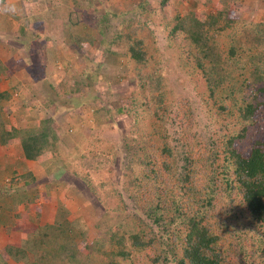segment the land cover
<instances>
[{"label":"trees","instance_id":"obj_1","mask_svg":"<svg viewBox=\"0 0 264 264\" xmlns=\"http://www.w3.org/2000/svg\"><path fill=\"white\" fill-rule=\"evenodd\" d=\"M20 1L27 7L42 0ZM120 2L128 19H120L112 3L110 12H101L100 0H44L60 18L48 31L45 20L33 23L50 42L37 43L51 95L39 107L27 99L36 95L35 78L12 75L33 65L14 66L0 51V147L39 165L57 158L60 184L80 189L103 209L94 225L100 230L96 239L81 218H72L64 195L56 196L51 223L33 228L17 215L22 240L5 246L0 264H264V0H156L152 10L150 0H139L133 10L131 0L126 8ZM65 17L69 22L61 32ZM76 27L81 34H73ZM64 42L76 53L90 47L96 60L117 59L119 69L102 75V82L106 102L131 123L120 160L116 146L89 133L92 123L107 126L99 113L108 121V107L94 110L93 122H83L76 111L63 125L38 117L54 100H75L87 86L57 45ZM166 60L181 69L176 77L188 83L191 99L177 100L169 88ZM132 75L134 86L126 82ZM111 78L127 90L112 92ZM199 109L204 136L184 130L194 118L200 121ZM88 154L93 157L85 164ZM105 170L119 176L118 184ZM30 175L11 179L16 187L23 181L13 205L32 202L36 192L23 188L35 182L27 181ZM8 204L0 206V215L12 212ZM114 215V224L101 225Z\"/></svg>","mask_w":264,"mask_h":264},{"label":"rangeland","instance_id":"obj_2","mask_svg":"<svg viewBox=\"0 0 264 264\" xmlns=\"http://www.w3.org/2000/svg\"><path fill=\"white\" fill-rule=\"evenodd\" d=\"M100 2L102 3V5H98V9L101 12H105L108 11L110 12V5L111 3L114 4L115 6H117V9L120 10V19H128V15L125 16L122 14L121 9L119 8L118 4H119V0H100ZM131 8L132 10L134 9L135 3H138L139 0H131ZM150 4L148 9L152 10L153 9V2L158 5L156 3V0H150ZM120 5L122 6V8H126V3L125 0H121ZM167 5V4H166ZM19 6V5H18ZM16 4V7H18ZM167 8V7H166ZM27 10H29V12H27ZM242 10L241 7H239V12ZM17 12V11H16ZM116 12V11H114ZM8 10H5L3 12V14L0 15V21H2L1 24V28L0 29V49H3L4 51L6 50V60H8L10 64L12 65H16L19 62L22 63V61H26L29 62L31 65H33L30 68V71H28V73H26V75H24L22 72L21 74L17 73L16 79H20V80H26L27 76H33L35 79H33L34 85L37 86L36 88L33 89V87L31 88L33 93L36 92V95H34V97H32L31 99L29 97H27V99H29V101L31 100L32 102V107H39L41 106V102L40 100H46V98H51L50 95V91H49V81L47 79V76L44 75L45 73L43 72L44 69L42 68V61H41V57H40V51H39V47H38V42L42 41L43 43L49 38L48 35L44 33H42L41 30H39V28H37L38 26L33 23H40L41 19L45 20L47 25L45 28L44 27V31H48L50 28L48 27H54V24H57L54 20V18H60V17H55V12H53V14L49 11V9L47 8L46 4L44 3V0L39 1L38 3H28L27 7H26V3H22L21 5L18 7V13L21 14L20 16V20H16L15 25H19L21 27H25V32L23 33V35L20 34H15L16 29H18L19 27H14L13 30L9 29V27H12V25H8L6 23H4V21H7V18L9 17L8 15ZM136 13V12H135ZM17 16V15H16ZM54 16V17H53ZM246 16V14H245ZM244 16V17H245ZM65 19H67L65 17ZM74 19V16H73ZM262 19L264 20V15L262 16ZM261 19V21H263ZM69 22V19H67L65 22L63 21V23L60 26H63L66 24L65 27H60L61 28V32H63L65 30V28L67 27V24ZM7 26V27H6ZM4 27V28H3ZM32 27V28H31ZM81 27V26H79ZM79 27H76L75 30L73 31V34H81L82 31L80 30ZM41 28V25H40ZM4 30V32H2ZM21 31V30H20ZM64 34V33H63ZM62 34V35H63ZM66 36V35H63ZM111 37V36H110ZM53 39V38H52ZM31 40V42H30ZM56 42H59L57 40H55ZM66 41V38L65 40ZM30 42V43H29ZM49 44V45H48ZM59 45V47L66 52L68 55H70L71 59H70V63L71 66H73V68H75L77 70V73H81L84 76L85 79V84L87 85L85 88L83 87V91L81 90L82 94L79 96H76L75 100H68V101H62V100H54L53 104H50L47 106V108H45L41 113H39L38 117L39 118H49L51 117L54 121H56L59 125H63L64 122H68L71 121L69 120V116L68 113L70 112H79L81 113V118L82 121L84 122L85 120L87 122H93V118H92V113L94 110H96L97 108H102L104 107L106 109V107H108V114L111 117V119H109L108 121H106V117H105V113L102 111L99 113V121L102 124H107L106 127L103 128H96L92 123V127L89 129V133L95 135L97 138L99 139H107L108 140V144L110 145V143H112L114 146H116L117 149H115L116 154L118 155V160H120V158H123L124 153H126L125 149L122 148V138L124 137V135L127 133L128 127H131V123H130V119L125 120L121 115H118L115 112V109L110 106V104L107 101V97L104 95L105 92L108 93L107 88L105 89L106 91H103V80H105V77H103L102 75H111V72L115 69H119V65L118 63L115 64V62L117 61L115 56H107L106 55L102 56V58H99L100 60H96L95 58H93L92 56H90L91 53V48H82L80 49L77 53L75 51H72L71 49L68 51L66 43H60L57 44ZM46 46H50V42L46 41ZM98 47V45H97ZM12 51V52H10ZM95 57V55H93ZM105 57V58H104ZM166 57V55H165ZM108 59V60H107ZM165 60V59H164ZM122 61V60H121ZM96 62H98V65H96ZM23 64V63H22ZM168 64V65H167ZM164 66L166 65L167 67H169L170 69H172V72H168L165 73L164 75H166L167 77V82L169 84V88L173 90L174 95L177 97V100L183 101V98H189L191 99L190 96V89L188 87V83L183 84L181 80H177L176 75H183L181 73V69L179 67H177L175 65V63L171 60H166L163 64ZM114 70V72H116ZM165 71V70H164ZM58 74H60V70H57V74L54 75V78L57 79ZM57 76V77H56ZM165 77V76H164ZM24 78V79H23ZM52 78V77H51ZM112 81H110V86H111V90L114 93H123L124 91L127 90V84L123 83V82H119L118 79L114 80L113 78H111ZM126 82L131 85L134 86V82H133V75L132 77L128 78L126 80ZM45 89L48 90L45 93L50 95V97H45L40 94L39 90L37 89ZM44 92V91H43ZM22 101H25L22 99ZM17 102H15L16 104ZM109 105H106V104ZM31 104V103H30ZM30 109V105H28V108ZM29 114V112H27ZM197 116L199 117V120H196L194 118V121L192 123V125L184 130H187L189 133L191 134H197V135H203L204 133L202 132V127H203V123H204V110L203 109H199L196 111ZM74 116V115H73ZM91 116V118H90ZM23 118V117H22ZM15 120V119H13ZM24 121V120H22ZM170 133L173 132V128L169 129ZM110 148V147H109ZM108 149V148H107ZM105 147H104V151L106 152ZM106 157H108V154L105 155ZM93 156H90L88 154L87 159L85 160V164L86 162H90L91 158ZM100 158H95L94 160H92V162L94 163H98V161H100ZM91 162V163H92ZM40 165L49 167L50 169H52V171H48L49 168L47 169V177L49 178L50 182H54L58 188L57 189H50V193L48 196H65L66 202H68L70 208H68L71 212H72V218H81V220L83 222H85L88 226H89V237L90 239H96V237L99 235L100 230L96 227H94L95 223L100 220V216H101V211H103V209L101 208V206L94 201L93 199L89 198V200H85L84 196L82 195V191H80V189H71L69 185H66L65 187H63V189L65 191H63L62 187L59 188V186H63L60 183H62V180L57 177V167L60 166V164L58 163V159L57 158H51V160H44L43 163H40ZM121 166V165H120ZM116 168V171L118 173L119 170V164L115 163L113 168ZM119 174V173H118ZM104 175H106L107 179H113L115 182H119V176L116 175H112L108 170L104 171ZM67 176L64 175V179L65 181H67ZM60 179V180H59ZM47 181V180H46ZM68 182V181H67ZM47 189V187H46ZM35 192H38V189H36ZM67 192H74L73 196L68 197ZM67 194V195H66ZM2 201H0V206L7 201L8 196H1ZM34 201V199L32 200ZM35 202V201H34ZM128 202V201H127ZM36 203V202H35ZM51 212L53 215V211L56 208V204L54 201H51ZM129 207V206H128ZM6 208V207H5ZM130 209V207H129ZM36 213H39L38 211H35ZM47 213H44L41 217H38L39 220H36L34 223H32L33 228L36 227L37 225L39 226V221L41 220L43 222V220L48 221V219H52V216L48 217L46 216ZM116 216H109L107 220H102L101 225L104 227L105 225H110V224H114L116 221ZM118 217V216H117ZM4 235H6L4 233ZM22 240V238L20 239V241ZM18 241V240H17ZM5 244V241H3L2 239H0V250L2 249L3 245ZM6 246V245H5Z\"/></svg>","mask_w":264,"mask_h":264},{"label":"crops","instance_id":"obj_3","mask_svg":"<svg viewBox=\"0 0 264 264\" xmlns=\"http://www.w3.org/2000/svg\"><path fill=\"white\" fill-rule=\"evenodd\" d=\"M21 5L20 0H5V2L0 3V15L3 14L5 10H8L9 17L7 18V21H4V23L8 25H12V27H9V29L13 30L14 27H21L19 25H15L16 20H18L21 16L20 13H18V7ZM14 9V11H13ZM17 11V12H16ZM17 15V16H16ZM2 21H0V29L1 28ZM7 27V26H6ZM4 28V27H3ZM17 30V29H16ZM4 32V30L2 31ZM3 57H5L7 51L0 49ZM20 64V63H19ZM22 65V64H20ZM25 70L20 69L13 72V76H17V73L21 72L25 75ZM18 73V74H19ZM16 78V77H15ZM24 79V78H23ZM5 82V79H2L0 81V90L4 89L3 83ZM30 173V175L27 179H33L35 178V182L32 185L24 186L23 188L26 190V192L32 193V191H36L38 189V192H36L33 196L34 201L26 204H12L11 201H13L12 198L17 197V194H21L20 187L23 186V181H20L19 184L16 185L10 184L11 179L16 176L17 180L18 177H21L24 174ZM17 180H14L18 182ZM47 180V181H46ZM25 182V181H24ZM21 185V186H20ZM19 187V189H18ZM57 189L58 186L54 183H51L49 178L47 177V171L46 168H43L38 163L33 161H26L22 160L16 155V153L13 150H6L3 147H0V195L1 196H8V205L5 209H11V213L7 214L4 213V215H0V239L5 241V244L3 245L2 249L0 250V255L4 254V248L5 245L9 243L14 242H20L21 236L23 235V232L19 228H21L19 219L17 215H19L23 220V223H34L36 220H39L38 217H41L44 213H47L46 216L50 217L52 216V219H48V221L43 220V222L39 221V226L45 225L48 223H51L53 220V215L51 212V201H54L55 204L57 203L56 196H50L49 198L46 196L47 189ZM63 186H59V188ZM17 188V189H16ZM60 188V189H62ZM67 188V186H66ZM3 198L0 197V201H2ZM56 209V208H55ZM39 213H36L35 211H38ZM7 214V215H6ZM26 216H28L26 218ZM8 219V220H7ZM4 233L6 235H4ZM18 240V241H17ZM8 264H15L10 263ZM21 264V263H18Z\"/></svg>","mask_w":264,"mask_h":264},{"label":"clouds","instance_id":"obj_4","mask_svg":"<svg viewBox=\"0 0 264 264\" xmlns=\"http://www.w3.org/2000/svg\"><path fill=\"white\" fill-rule=\"evenodd\" d=\"M3 2V0H0V3H2ZM13 11H14V9H13Z\"/></svg>","mask_w":264,"mask_h":264}]
</instances>
